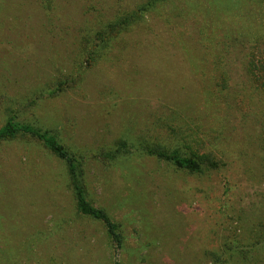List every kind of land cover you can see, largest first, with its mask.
Wrapping results in <instances>:
<instances>
[{
	"label": "rangeland",
	"instance_id": "obj_1",
	"mask_svg": "<svg viewBox=\"0 0 264 264\" xmlns=\"http://www.w3.org/2000/svg\"><path fill=\"white\" fill-rule=\"evenodd\" d=\"M255 52L264 0H0V130L55 135L123 235L81 215L65 162L19 136L0 143V264H264ZM144 142L221 166L180 170Z\"/></svg>",
	"mask_w": 264,
	"mask_h": 264
},
{
	"label": "trees",
	"instance_id": "obj_2",
	"mask_svg": "<svg viewBox=\"0 0 264 264\" xmlns=\"http://www.w3.org/2000/svg\"><path fill=\"white\" fill-rule=\"evenodd\" d=\"M154 1V0H153ZM234 3L235 0H226ZM152 4V2L150 3ZM247 73L252 79L256 89L264 94V56L257 52L253 54L247 63ZM227 74H222L221 89L228 88ZM19 136H30L39 140L54 156L65 162L70 177L71 187L76 200L78 212L90 219L102 223L107 234L117 248L123 246V235L120 226L114 222L105 209L95 206L86 196V191L81 180V164L79 160L61 144L57 137L48 131H43L31 124L20 123L14 119L9 120L0 130V143L6 140H13ZM153 142H144V152L156 157L160 161L167 162L177 169L191 173H201L203 169H216L221 166L212 153H202L191 147L178 146L169 148ZM221 256H219V259Z\"/></svg>",
	"mask_w": 264,
	"mask_h": 264
}]
</instances>
